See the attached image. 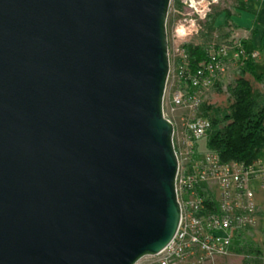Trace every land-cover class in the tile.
Returning <instances> with one entry per match:
<instances>
[{
  "label": "water",
  "instance_id": "95a60500",
  "mask_svg": "<svg viewBox=\"0 0 264 264\" xmlns=\"http://www.w3.org/2000/svg\"><path fill=\"white\" fill-rule=\"evenodd\" d=\"M170 0H0V264H134L175 235Z\"/></svg>",
  "mask_w": 264,
  "mask_h": 264
},
{
  "label": "built area",
  "instance_id": "2783aa9c",
  "mask_svg": "<svg viewBox=\"0 0 264 264\" xmlns=\"http://www.w3.org/2000/svg\"><path fill=\"white\" fill-rule=\"evenodd\" d=\"M219 1L181 0L186 8L182 14L170 1L166 21L169 71L162 106L163 115L173 125L180 218L169 244L134 264H215L231 254L238 235L242 237L257 225L264 158L250 163L222 162L215 152L199 145L210 128L209 120L199 114L207 94L229 69L236 70L247 58L258 56V51H248L238 40L212 41L208 60L195 72L189 71L184 44L198 34ZM169 16L173 18L170 24ZM181 24L186 29L183 36L176 32Z\"/></svg>",
  "mask_w": 264,
  "mask_h": 264
},
{
  "label": "trees",
  "instance_id": "16d2710c",
  "mask_svg": "<svg viewBox=\"0 0 264 264\" xmlns=\"http://www.w3.org/2000/svg\"><path fill=\"white\" fill-rule=\"evenodd\" d=\"M177 9L181 8L180 0H175ZM226 39L232 36L237 26L231 19V11L224 9ZM220 11L208 14L204 22L205 40L200 44H184L190 72H195L208 60V47L212 33L217 30L215 20ZM210 37V38H209ZM222 37V38H223ZM228 42V40H225ZM243 46L246 47L245 43ZM217 93H225L223 104L204 101L199 114L210 122L205 136L206 149L215 152L222 162L250 163L263 155L264 150V74L256 73L254 59L247 58L236 69L234 79L223 90L220 80L213 86ZM241 236H237L236 240ZM231 252L242 254V264H264L260 249L241 248L234 243Z\"/></svg>",
  "mask_w": 264,
  "mask_h": 264
},
{
  "label": "rangeland",
  "instance_id": "374dc122",
  "mask_svg": "<svg viewBox=\"0 0 264 264\" xmlns=\"http://www.w3.org/2000/svg\"><path fill=\"white\" fill-rule=\"evenodd\" d=\"M170 1H171V4L175 8H177L175 6V0H170ZM235 2H236V0H221L212 6V8L208 14L212 13L215 10L220 11L222 13V11L224 9H229V10L233 9ZM180 3H181V0H180ZM178 10L181 14L186 12V8L182 4H181V8H179ZM180 16H181L180 14L175 16V19L180 17ZM221 17L222 16H220V18H218V22H219V20H221L220 22H222ZM172 19H173L172 16H169L168 24H170V22H172ZM204 22L205 21H203V23L201 24L199 31H198V34L195 37H193L192 40L190 41L193 44H200L205 40V38L202 35V33L205 31L204 30ZM168 24H167V26H168ZM220 26L221 25H218V26L216 25L217 30H215L212 33L211 38L209 37L210 40L215 41V42H227L225 40H228V41L238 40V41L245 43V45H246V40H247L246 36L243 37L241 35H237L232 39L231 38L226 39L225 37H223L224 32L226 30L225 29L220 30ZM168 29H169V26H168ZM190 42H188V43H190ZM254 50L258 51V56L254 59L255 63H256V73L257 74H261V73L264 74V64H263L264 55L262 56L260 54V52H262L263 50H259L258 48H254V49L248 50V51H254ZM235 73H236V70L234 68H231L221 77L220 82L222 84L223 90L234 79ZM206 101L223 104L226 101V94L225 93H222V94L217 93L214 89H212L207 94ZM199 145H200V149H202V150L204 148H206L204 139H202L200 141ZM258 202H259V208H258L257 225L253 229H250V230L244 232L242 237L240 239L236 240V242H234V246L239 245V246H241V248H251L252 250L259 249L260 245H262L260 247H263V244L261 242H254V236H253L254 233L253 232L256 231V229L260 226V224H264V192H261V194L258 196ZM257 239H259V237H257ZM263 249H264V247H263ZM263 255H264V253H263ZM261 256H262V253H261ZM243 258H244V256L242 254L231 252V254H229L227 257L217 259L215 264H242Z\"/></svg>",
  "mask_w": 264,
  "mask_h": 264
},
{
  "label": "crops",
  "instance_id": "0c3cea01",
  "mask_svg": "<svg viewBox=\"0 0 264 264\" xmlns=\"http://www.w3.org/2000/svg\"><path fill=\"white\" fill-rule=\"evenodd\" d=\"M230 11L232 13L231 19L233 23L237 26V29L233 32L232 36L228 37V39H232L237 35H241L243 37L246 36V49L252 50L254 48H258L259 50H263L262 52H260V54L263 56L264 0H236L233 9H230ZM220 16H222V22H220L221 20H219L218 22V18H220ZM223 23L224 13L222 12L217 16L215 20V26L223 25ZM262 157L264 158V150ZM253 233L254 242H261L264 247V224H260V226ZM257 237H259V239H257ZM260 246L259 249L262 253V259L264 262V249Z\"/></svg>",
  "mask_w": 264,
  "mask_h": 264
},
{
  "label": "clouds",
  "instance_id": "9594fccd",
  "mask_svg": "<svg viewBox=\"0 0 264 264\" xmlns=\"http://www.w3.org/2000/svg\"><path fill=\"white\" fill-rule=\"evenodd\" d=\"M176 32H177L178 35L183 36V35L186 34V29H185L184 26L181 24V25H179V26L177 27Z\"/></svg>",
  "mask_w": 264,
  "mask_h": 264
}]
</instances>
